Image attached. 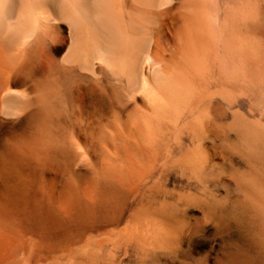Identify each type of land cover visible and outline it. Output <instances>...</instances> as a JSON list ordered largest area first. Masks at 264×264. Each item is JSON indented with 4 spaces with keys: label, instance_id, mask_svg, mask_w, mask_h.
Listing matches in <instances>:
<instances>
[{
    "label": "bare ground",
    "instance_id": "6f19581e",
    "mask_svg": "<svg viewBox=\"0 0 264 264\" xmlns=\"http://www.w3.org/2000/svg\"><path fill=\"white\" fill-rule=\"evenodd\" d=\"M167 260L264 264V0H0V264Z\"/></svg>",
    "mask_w": 264,
    "mask_h": 264
},
{
    "label": "rangeland",
    "instance_id": "374dc122",
    "mask_svg": "<svg viewBox=\"0 0 264 264\" xmlns=\"http://www.w3.org/2000/svg\"><path fill=\"white\" fill-rule=\"evenodd\" d=\"M200 244V245H199ZM199 244L197 245V254H196V258H203L204 254H208L209 252H213V254H211V259H215L217 258V256L221 253L222 248H223V241L221 239H213L212 236L207 235L206 237H204L203 239L200 240ZM204 244V245H203ZM213 246L214 249L211 251L210 247ZM167 264H181V261H166Z\"/></svg>",
    "mask_w": 264,
    "mask_h": 264
}]
</instances>
